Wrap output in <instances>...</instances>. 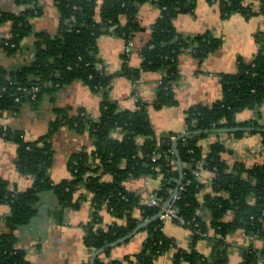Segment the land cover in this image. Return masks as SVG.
I'll return each mask as SVG.
<instances>
[{
    "label": "trees",
    "instance_id": "obj_1",
    "mask_svg": "<svg viewBox=\"0 0 264 264\" xmlns=\"http://www.w3.org/2000/svg\"><path fill=\"white\" fill-rule=\"evenodd\" d=\"M10 1L20 10L17 13L5 10L0 4V28L8 26L7 36L0 37V53L9 58L23 57V60L10 68L0 65V119L4 113L17 114L25 106L36 108L44 95L53 94L74 81L83 82L95 93L101 92L103 100L96 120L82 111L70 115L67 110L56 109L48 132L32 142L24 139L22 131L0 123V139L16 146L18 172L34 178L33 185L22 192L12 191L0 178V205L10 207V232L0 234V264H31L23 251L16 248L12 232L27 225L36 214L42 193H51L65 209H77L86 200L85 194L91 196L93 219L85 225L87 234L83 243L94 253L158 214L177 188L179 199L173 209L191 233V247L188 251H175L172 264H227L224 241L237 230L257 236L263 242L260 249H244L239 264L263 261L264 161L251 168L238 162L230 165L222 157L223 144L215 142L209 145L208 153H203L200 142L221 133L238 138L247 132L231 130L253 128L250 134L260 135L264 152V131H256L264 129V125L257 121L237 123L235 120L244 110L258 111L264 102V34H255L257 50L252 60L238 59L234 73L221 75L220 99L211 105H196L185 111L186 130L182 137L158 138L149 122L148 109L160 110L176 103L174 87L179 80L177 59L180 54L190 52L202 63L221 45L209 31L192 39L177 33L175 18L194 0H50L58 14L55 35L34 30L33 19L42 13L40 0ZM207 1L217 6L222 19L234 14L247 18L253 15L246 0ZM148 2L158 8L159 18L151 27L149 41L139 52L140 68L131 70L125 62L122 75L133 83L144 71L160 72L163 77L154 102L139 101L137 110L119 112L108 98L112 76L98 67L96 41L101 35L111 34L124 44L131 43L140 30L139 9ZM258 2L259 14L264 17V0ZM28 37L33 38L31 54L22 46ZM61 126H68L80 134L89 133L93 149L71 155L67 163L71 179L53 183L48 177L53 164L52 137ZM140 138L142 142H138ZM174 143L182 167L181 177ZM203 171L213 177L209 193L199 199L204 189L199 180ZM196 172L200 174L196 176ZM145 177L160 178V189L153 195L158 206L142 202L123 185L128 179ZM81 189L85 194L74 199ZM103 207L114 217L125 219V225L100 227L98 212ZM136 209L141 212L140 220L132 216ZM202 211L206 212L209 223L201 215ZM229 214L231 219L225 221ZM144 230L148 235L139 253L105 263L103 259L112 250L108 248L96 257L94 264H156L158 257L170 251L172 241L162 232V220L151 222ZM202 239L214 243L215 251L209 258L194 249Z\"/></svg>",
    "mask_w": 264,
    "mask_h": 264
},
{
    "label": "crops",
    "instance_id": "obj_2",
    "mask_svg": "<svg viewBox=\"0 0 264 264\" xmlns=\"http://www.w3.org/2000/svg\"><path fill=\"white\" fill-rule=\"evenodd\" d=\"M98 2L102 0H97ZM3 9L12 12L20 10L10 0H0ZM252 8L253 15L249 18L234 14L226 19L220 17L217 6L210 5L207 0H194L184 13L179 14L174 20L177 33L190 39L197 35L210 32L221 41L220 47L209 54L200 63L190 52L180 54L177 59L179 80L174 87L175 104L163 107L160 110L148 109V118L155 135H181L186 130L185 111L192 106H208L221 97V75L235 72L238 59L250 61L256 54L257 46L255 34H264V17L259 14L258 0H246ZM42 13L33 19L34 30L44 31L55 35L58 29V14L50 0H40ZM159 18V10L151 3L143 4L138 12L140 30L136 32L131 41L128 57L125 56L126 48L118 37L105 34L96 41L97 56L100 68L106 75L112 76L108 98L114 102L119 112L137 110L138 102L151 104L156 100L157 88L163 74L160 72L144 71L140 73L139 80L133 83L122 75L126 62L128 68L137 70L141 65L139 52L149 41L151 27ZM7 25L0 28V37L7 36ZM33 38L24 39L22 46L31 54ZM127 54V53H126ZM23 57L9 58L0 53V65L10 68L22 62ZM103 100L101 92H93L81 81H74L65 87L56 90L53 94H46L40 103L33 108L25 106L17 114L4 113L0 123L12 130L22 131L24 139L28 142L35 141L48 132L50 122L56 117L55 110H67L70 115L78 111L84 112L91 119L100 116V103ZM237 123L257 121L264 125V102L258 111L244 110L235 117ZM140 138L138 142H142ZM224 145L223 159L230 165L238 162L246 168L261 164L264 161V152L259 134L245 133L241 137L228 134H212L200 142L203 153H208L209 145L213 143ZM53 164L48 177L53 183L70 180L71 174L67 163L71 155L93 149L89 133H77L68 126H61L52 137ZM16 146L11 142L0 139V178L9 184L12 191L22 192L29 189L34 178L22 175L15 166ZM213 175L203 171L199 180L204 189L199 194V199L210 191V181ZM127 191L136 194L142 202L150 201L160 189V178L145 177L128 179L124 182ZM85 194L81 189L75 194L78 199ZM86 195V200L76 209L62 208L57 199L45 192L39 195L37 212L29 223L13 230L15 246L23 251L25 258L31 264H89L92 252L85 247L83 239L87 234L85 225L93 219L91 196ZM200 213V212H199ZM201 215L209 223L206 212ZM134 219H141L140 210L133 211ZM10 207L0 205V234H8V219ZM99 226L106 228L117 224L124 226L125 219H118L103 207L98 212ZM231 215L225 217L229 221ZM141 224V223H140ZM162 232L172 241L170 251L156 259V264H172L175 251L190 250L191 233L183 225L174 220L162 221ZM210 235L212 232L209 231ZM143 229L126 242L112 247L110 255L103 259L105 263L112 260H121L141 251L147 238ZM225 253L227 264H239L242 260V251L249 247L260 249L263 242L257 236L248 235L242 230L232 232L225 238ZM223 248V247H222ZM197 253L206 258L212 256L215 246L212 241L205 239L197 241ZM259 264H264V260Z\"/></svg>",
    "mask_w": 264,
    "mask_h": 264
},
{
    "label": "water",
    "instance_id": "obj_3",
    "mask_svg": "<svg viewBox=\"0 0 264 264\" xmlns=\"http://www.w3.org/2000/svg\"><path fill=\"white\" fill-rule=\"evenodd\" d=\"M189 3L186 5V8L185 9H188L189 7ZM231 131H243V132H251V131H254L253 128H236V129H233ZM256 131H264V129H257ZM184 134H181L179 135V137H182ZM163 137H169V135L165 134L163 135ZM173 151L177 157V151H176V144L174 143L173 144ZM177 166H178V170H179V173H180V177L182 176V167H181V163H180V160L179 158L177 157ZM178 189V188H177ZM177 189L173 192V194L171 195V197L169 198V200L166 202V204L163 206L162 210L156 214L154 217H152L151 219H148V220H145L144 222H142L141 224L137 225L136 228L131 231L130 233H128L127 235H125L124 237L120 238L119 240L115 241L114 243H111V244H108L98 250H96L93 254H92V257H91V260H90V264H94V260L96 259V257L101 254L104 250L108 249V248H112L118 244H121L123 242H126L127 240H129L131 237H133L136 233H138L139 231L143 230L148 224H150L151 222L153 221H156L157 219H159L160 215L164 212V210L170 205L171 203V200H172V197L174 196V194L177 192Z\"/></svg>",
    "mask_w": 264,
    "mask_h": 264
},
{
    "label": "built area",
    "instance_id": "obj_4",
    "mask_svg": "<svg viewBox=\"0 0 264 264\" xmlns=\"http://www.w3.org/2000/svg\"><path fill=\"white\" fill-rule=\"evenodd\" d=\"M124 44V43H123ZM125 48H126V53L130 52L131 49V43L129 44H124ZM100 68V66H98ZM35 91H37V89H35ZM172 141H175V138L172 137L171 138ZM200 173L196 172V176H198ZM179 199L178 193L176 192L174 194V196L172 197L171 203L170 205L164 210V212L160 215L159 220H167V219H171V220H176L178 221L181 225L183 224L182 219L178 218L176 215V211L175 209H173V204ZM158 201L156 200V198L154 196L150 197V201H149V205L151 206H158Z\"/></svg>",
    "mask_w": 264,
    "mask_h": 264
}]
</instances>
